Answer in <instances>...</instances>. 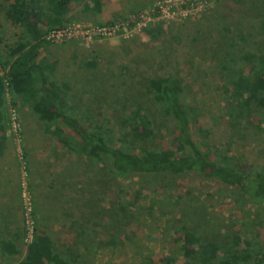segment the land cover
<instances>
[{"label":"rangeland","instance_id":"rangeland-1","mask_svg":"<svg viewBox=\"0 0 264 264\" xmlns=\"http://www.w3.org/2000/svg\"><path fill=\"white\" fill-rule=\"evenodd\" d=\"M164 1L103 0L99 13H84L75 7L63 27L72 23L107 26L116 17L121 20L115 23H122ZM182 1L175 4L174 18L147 27L161 26L155 37L130 26L107 40L49 43L41 49L40 58L54 65L56 83L68 85L70 114L78 120L89 118L94 132L101 131L105 141L118 146V139L125 137L120 124L125 116L123 104L137 99L155 122L154 145L163 151L170 149L167 131L173 122L147 94L146 83L164 73L176 75L182 80L184 101L202 128L194 134L198 144L227 157L228 164L264 172V113L230 119L221 92L222 66L246 75L249 63L239 57L264 52L260 30L264 0ZM0 34L1 63L21 34L5 20L2 8ZM0 74H4L1 65ZM7 99L16 109L20 142L14 141L7 124L5 104L0 199L5 189L9 195L6 202L0 200V220L12 216L9 226L0 227V243L12 238L24 251L29 232L38 229L57 254L68 261L77 256L69 264L147 260L169 264L167 259L172 264H187L177 242L184 227L195 229L203 241L223 243L238 230L243 234L260 231L264 239V203L194 172L114 180L110 159L83 154L67 122L56 121L48 129L27 104H14L10 93ZM54 126L63 129L76 151L57 141ZM110 240L114 245L109 247ZM22 255L0 253V264H13Z\"/></svg>","mask_w":264,"mask_h":264},{"label":"trees","instance_id":"trees-1","mask_svg":"<svg viewBox=\"0 0 264 264\" xmlns=\"http://www.w3.org/2000/svg\"><path fill=\"white\" fill-rule=\"evenodd\" d=\"M231 1L240 3L242 0ZM102 2L0 0L5 20L21 30L17 43L9 48V53L0 63L4 71L3 75L0 74V151L6 140L4 84L7 82L14 104L18 101L27 104L46 128L49 129L56 121L64 120L79 139V150L83 154L96 160L103 157L110 159V177L114 180H126L131 176H182L194 172L264 203V172H248L228 164L227 157L214 154L204 145L201 147L194 139V134L201 133L202 128L196 113L184 101L182 80L176 75L164 73L147 79L146 83L147 94L173 122L172 128L167 131L170 146L167 151L154 145L155 122L142 101L137 99H128L123 104L125 116L120 124L125 130V137L118 139L121 144L119 146L110 140L105 141L101 131L94 132L89 118L78 120L70 114L68 85L56 83L52 78L54 65L40 58L41 49L49 44L43 37L49 30L61 28L68 23L75 7L84 13H99ZM119 20L116 17L107 25H113ZM160 30L161 26L145 28L142 34L155 37ZM260 30L264 36V18ZM2 43L0 34V45ZM239 60L249 63V74L222 66L223 108L230 119H243L258 112L264 113V52H248L241 55ZM54 128L52 133L57 141L71 148L73 145L63 136V129ZM75 148L71 149L76 151ZM177 242L180 243L182 257L189 260L187 264H264V239L260 231L243 234L238 230L223 243H218L213 240L203 241L195 229L184 227ZM113 245V240L107 243L109 247ZM0 253L2 256H20L23 253L15 264H69L77 259L74 256L73 261H68L57 254L49 238L38 229L32 230V238L25 245L24 251L8 240L0 243ZM167 263L172 264L173 261L167 259ZM138 264L157 263L147 260Z\"/></svg>","mask_w":264,"mask_h":264},{"label":"built area","instance_id":"built-area-1","mask_svg":"<svg viewBox=\"0 0 264 264\" xmlns=\"http://www.w3.org/2000/svg\"><path fill=\"white\" fill-rule=\"evenodd\" d=\"M180 0H165L164 2L156 3L148 10L140 11L138 14L130 16L126 21L122 23H115L113 25H91L72 23L68 26L58 29L49 30L43 37V40L50 44H62L71 40H82L86 43L102 41L111 39L115 35L119 34L123 28H136L143 30L149 26H152L157 20H163L168 18H174L175 4ZM181 3L183 1L181 0ZM5 104L8 115V126L12 130V136L14 141L20 142V127L18 118L16 115V109L14 105L8 101V85L5 82ZM30 240L32 238V231L29 232ZM29 240V241H30Z\"/></svg>","mask_w":264,"mask_h":264},{"label":"crops","instance_id":"crops-1","mask_svg":"<svg viewBox=\"0 0 264 264\" xmlns=\"http://www.w3.org/2000/svg\"><path fill=\"white\" fill-rule=\"evenodd\" d=\"M5 193L4 194H6L5 195V197L4 198H2V199H0V200H2V202H6L7 201V198H8V195H9V192H8V194H7V191H6V189H5V191H4ZM3 205H5V207H7V203H2ZM7 214V213H6ZM11 216L12 215H9L8 217L7 216H3V218H1V219H3V220H0V227L2 226L4 229H5V227H7V226H9V219L11 218ZM10 217V218H9ZM2 221V222H1ZM12 239V238H11ZM11 239H9V241H12ZM5 241H8V240H5ZM13 242V241H12ZM14 243V242H13ZM6 256H11V255H6ZM22 257V256H21ZM21 257H20V259H21ZM19 259V260H20ZM19 260H17L16 262H13V264H15V263H17Z\"/></svg>","mask_w":264,"mask_h":264}]
</instances>
